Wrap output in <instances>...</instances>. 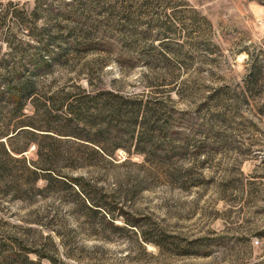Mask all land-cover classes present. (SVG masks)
Instances as JSON below:
<instances>
[{
	"label": "rangeland",
	"instance_id": "rangeland-1",
	"mask_svg": "<svg viewBox=\"0 0 264 264\" xmlns=\"http://www.w3.org/2000/svg\"><path fill=\"white\" fill-rule=\"evenodd\" d=\"M15 50L35 84L28 116L94 110L90 97L109 91L125 110L163 102L178 133L173 157L155 161L168 143L137 152L129 134L101 160L62 131L75 143H42L64 176L0 148V264H264V0H0L1 67ZM76 121L77 136L90 132Z\"/></svg>",
	"mask_w": 264,
	"mask_h": 264
},
{
	"label": "trees",
	"instance_id": "trees-1",
	"mask_svg": "<svg viewBox=\"0 0 264 264\" xmlns=\"http://www.w3.org/2000/svg\"><path fill=\"white\" fill-rule=\"evenodd\" d=\"M44 50H39L37 55L34 56L37 63H44ZM24 57V52L15 50L14 60L12 63L7 62L4 68L7 69V73H0V106L6 111V115L10 117V120L4 122L0 127V148L2 156L7 160L13 162H22L26 168L35 175L47 174L49 176H64L62 172V166H58L60 161L59 155L55 154L54 149L49 147L46 149V145H43L44 140H51L60 143H75L73 138H60L55 134L62 135L60 132L66 131L69 136H73L79 139V146L81 148H88L94 152L98 159L106 160L108 158L115 159L117 150L122 147V142L129 134L136 135L138 133L139 147L137 152H142L140 146L142 141H158L160 144L168 143L169 149L165 152L160 151L153 154L155 161L170 160L173 155V145L171 141L178 133L171 128V120L174 119V114H169L166 110L163 102L158 103V106H151L150 104L143 103V99L138 100L137 106H130L129 110H125L123 104L120 105L116 102H111L107 105V101L103 99V96L111 95V92H103L102 95H96L92 98L96 102L94 110H90L87 106L71 109L69 113L63 114L58 117H54L47 111H41V113H35L33 116H28L23 112L25 106L34 95V82L32 80L21 78V58ZM108 100V99H106ZM3 104V105H2ZM88 104L87 102L85 105ZM4 106V107H3ZM161 110L164 112L160 113ZM108 112L111 115H118L120 118L125 117L128 119V125L119 127V122L114 127L111 122L107 121L104 114ZM5 115V117H6ZM4 117V118H5ZM40 118V120H39ZM78 118L85 124V127L89 129L88 134H79L77 136L74 125ZM56 120L57 128H54L52 123ZM113 123V122H112ZM29 126L28 129H21L17 132L16 127ZM140 128V130H139ZM65 129V130H64ZM91 129L94 132H91ZM10 130L16 134L9 136ZM138 130V131H137ZM30 135L32 140H28L21 146H16L14 141L18 138ZM4 139V140H3ZM41 139V141H39ZM63 139V140H61ZM110 141L111 145L106 146L104 141ZM74 141V142H73ZM122 141V142H121ZM168 141V142H167ZM35 143V153L38 158H28L24 156V152L29 150V146ZM148 145V144H145ZM151 146V145H149ZM147 147V146H145ZM22 154V156H17ZM151 156L145 157L147 161H151ZM79 161L88 162L84 156H79ZM65 167L75 168L77 163L75 160L68 162ZM3 167H5L3 165ZM148 242V240H145Z\"/></svg>",
	"mask_w": 264,
	"mask_h": 264
}]
</instances>
